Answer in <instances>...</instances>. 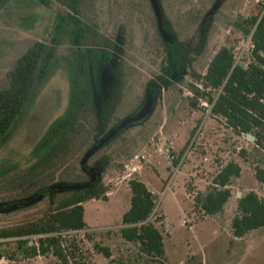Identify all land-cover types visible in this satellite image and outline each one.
Masks as SVG:
<instances>
[{
    "label": "rangeland",
    "instance_id": "1",
    "mask_svg": "<svg viewBox=\"0 0 264 264\" xmlns=\"http://www.w3.org/2000/svg\"><path fill=\"white\" fill-rule=\"evenodd\" d=\"M154 3L159 25L150 0L79 1V18L112 43L109 57L94 63L87 82L81 78L82 87L90 85L89 106L94 113L82 120L72 149L58 166L64 169L60 181L70 182L75 171L82 182L81 170L89 182L99 180L105 193V200L81 204L85 229L72 233L79 239L80 263L143 264L136 258V248L121 242L116 232L129 205L127 182L137 179L156 197L150 221L160 218L155 226L162 235L166 264H264V228L241 239H234L229 230L238 197L253 191L264 199V188L253 178V168L263 166L261 150L211 117L209 106L189 91L190 86L200 88L198 78L219 47H230L235 63L246 62L249 38L236 33L233 24L255 14V2ZM65 12L55 3L45 9L34 0L6 2L0 10V89L14 60L33 41H47L55 14ZM160 42L176 44L178 64L164 61ZM72 68L67 50L56 48L45 78L34 87L0 151V165L13 163L21 169L28 165L30 149L67 111ZM165 148L173 157L169 164L157 152ZM135 154L145 160L131 174L124 166ZM230 161L240 167L239 177L229 187L230 198L221 213L204 216L194 207L193 197L204 192ZM66 185L56 183L53 188H78ZM30 193L0 184V227L25 223L43 213L48 200L33 199ZM94 244L108 248L110 257L96 254ZM7 251L0 247V264H58L51 257L7 260Z\"/></svg>",
    "mask_w": 264,
    "mask_h": 264
},
{
    "label": "trees",
    "instance_id": "2",
    "mask_svg": "<svg viewBox=\"0 0 264 264\" xmlns=\"http://www.w3.org/2000/svg\"><path fill=\"white\" fill-rule=\"evenodd\" d=\"M7 1L0 0V10ZM34 1L45 9L52 3L62 5L66 12L55 14L47 41H33L5 74V84L0 89V151L5 148L34 87L45 78L55 49L59 47L67 50L73 61L71 98L67 111L30 149L26 167L21 169L13 163L0 165V184H12L25 193L29 190L33 199L48 200L39 217L12 227H0V247H7V260L11 261L51 257L58 264H81L79 239L72 235L85 229L81 204L88 200H105V193L99 180L89 182L81 170L78 173L85 178L82 182L77 180L75 171L70 182L60 181L64 169L58 166L72 149L82 120L87 121L94 113L89 106L90 85L82 87L81 78L87 82L94 63L109 57L112 43L79 18L80 0ZM255 5V14L233 24L236 33L248 37L252 46L246 62L235 63L232 49L219 47L204 74L198 78L200 88L190 86L189 91L203 100L209 106V115L221 120L233 135L243 138L246 134L251 135L254 138L252 144L261 150L259 156L264 158V3ZM160 46L164 61L178 64L176 44L160 42ZM190 106L194 107V104L190 103ZM262 164L253 168V178L264 188V162ZM239 175L240 167L236 163L230 161L221 166L212 177L211 185L193 197L194 207L208 217L221 213L231 195V182ZM56 183L78 188L57 191L53 188ZM127 188L129 205L116 231L119 240L134 246L136 258L143 264H166L162 235L155 226L160 218L150 221L156 197L137 179L129 180ZM262 228L264 199L248 191L236 199L229 223L230 234L234 239H241ZM92 248L103 258L110 257L108 248L96 244Z\"/></svg>",
    "mask_w": 264,
    "mask_h": 264
},
{
    "label": "built area",
    "instance_id": "3",
    "mask_svg": "<svg viewBox=\"0 0 264 264\" xmlns=\"http://www.w3.org/2000/svg\"><path fill=\"white\" fill-rule=\"evenodd\" d=\"M255 4L260 2V0H254ZM250 42V41H249ZM250 47L251 44H250ZM158 154L165 159V161L169 164L173 161V157L170 155L168 149H158ZM145 160L144 155L142 154H135L133 155L130 160L129 164L124 166V170L129 171L131 174L137 172L140 169V163Z\"/></svg>",
    "mask_w": 264,
    "mask_h": 264
},
{
    "label": "water",
    "instance_id": "4",
    "mask_svg": "<svg viewBox=\"0 0 264 264\" xmlns=\"http://www.w3.org/2000/svg\"><path fill=\"white\" fill-rule=\"evenodd\" d=\"M150 2H151L152 9H153V11H154V14H155V16H156V18H157L158 25H159V16H158V11H157V9H156V6H155V3H154V0H150ZM244 139H245L247 142H249V143H252L253 140H254V138H253L251 135H249V134H246V135L244 136Z\"/></svg>",
    "mask_w": 264,
    "mask_h": 264
}]
</instances>
